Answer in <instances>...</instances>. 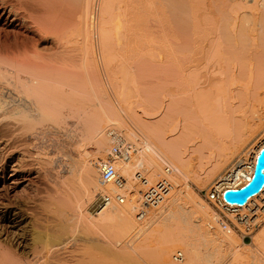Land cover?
Segmentation results:
<instances>
[{
	"label": "bare ground",
	"instance_id": "1",
	"mask_svg": "<svg viewBox=\"0 0 264 264\" xmlns=\"http://www.w3.org/2000/svg\"><path fill=\"white\" fill-rule=\"evenodd\" d=\"M236 1L230 3L239 5ZM250 1L256 3L249 0L246 4ZM167 2L0 0V233L5 236L0 237V264H70L67 252L77 240L75 230L80 226L91 229V246L80 264H143L148 253L154 254L157 264H213L224 249H234L235 261L245 256L233 247L237 237L232 231L211 228L213 211L187 184L182 187L179 178L202 185L216 179L214 187L223 197L225 190L240 188L253 176L264 147L263 143L251 156L249 145L257 127L264 124V110L257 111L258 106L264 109V21H259L257 28L254 10L246 11L247 20L252 30L259 32V39L249 35L241 45L233 40L239 27L238 10L217 11L222 15L219 22L233 38L224 45L218 35H211L216 19L211 16L215 12L206 8L209 1L175 3L179 14L173 21L177 17L180 29L189 30L194 39L183 44L182 58L169 61V70L163 71L168 78L166 115L170 118L176 106L177 120L167 122V131L158 138L157 131L154 136L148 132L141 110L133 108L135 155L115 162L118 173L128 180L127 202L120 204L122 207L99 204L101 210L93 202L102 187L100 195L119 190L112 183L105 185L108 187L100 183L98 163L111 141L105 124L112 125L117 118L109 99L104 100L106 91L99 96L94 88L97 81L89 75V69L97 73L96 37L100 55L110 67L106 76L119 56L125 60L149 55L164 66ZM123 66L121 77L124 73L129 75H125L127 79L134 78ZM113 81L108 82L110 87L115 85ZM87 88L93 93V105L71 106L73 96L85 95ZM136 102L139 107L145 103L141 97ZM68 110L73 114L67 115ZM142 110L149 117L155 114L148 108ZM71 115L87 126V139L97 151L94 163L87 152L80 159L65 154L69 162L63 172L35 148V129L49 121L61 126ZM27 132L29 137H25ZM249 157L252 162H247ZM230 159H238L236 170L226 168ZM167 167L173 170L169 175ZM137 171L147 174L150 183L167 177L173 184L165 201L150 211L154 212L143 225L135 219L142 188L134 179ZM39 179L42 186H59L46 191L41 212L35 208ZM223 184L228 186L219 189ZM247 203V209L229 215L235 222L247 219L257 223L264 216V193L248 198ZM112 224L132 237L119 240L103 235L101 227ZM260 236L264 242V228ZM178 247L186 252L185 256L177 252L183 254L179 260L175 259L177 253L173 255ZM254 260L264 264V258L254 256Z\"/></svg>",
	"mask_w": 264,
	"mask_h": 264
},
{
	"label": "rangeland",
	"instance_id": "2",
	"mask_svg": "<svg viewBox=\"0 0 264 264\" xmlns=\"http://www.w3.org/2000/svg\"><path fill=\"white\" fill-rule=\"evenodd\" d=\"M167 2V7L166 13L167 14V25L166 28H164V31H166V39L164 40L165 45L164 48H166L167 51L165 52L167 54L166 56V63L164 61H161L165 63V65H158L159 62L154 60V58L149 55H146V57H139L137 55H133L127 57L125 60H122V58L117 57L114 59L111 63V68L112 72L109 70L108 76L105 74H108V69L110 67L105 64V61L103 59V54H101L102 51H100L101 46L98 41V37H96V43L97 46H95V62L97 66V73L94 72L92 69H89V75L92 79L93 82L97 81L95 84V91L96 93L101 96V93L103 90L106 91V97L104 100L110 101L113 107V112L116 114V119H113L112 125L111 123L105 124L107 126L106 133L107 136L111 139L109 143V150L111 149L113 145V140L110 137V132L115 131L116 134L121 136L123 139L131 143L132 145L134 144L133 141H135V137L131 135L132 129L135 127L132 125L131 117L133 114V108L134 110H141V115L143 116V123L146 127H148V132L152 133L154 136V132H158V138H161L162 135H164V132L167 130V122L171 123L175 120H177V112H178V107H174L173 114L170 118L167 117L166 115V97H165V90H166V80L168 78L165 77V74L169 70V61H175V59L182 58L183 54V44L188 45L193 43V34L189 31H183V29H180L179 23H177V17H175V21H173L174 16H178V8L177 5L179 4V0H166ZM173 1V3L171 2ZM209 1L208 6L206 5V8L209 11H214L215 13L212 14L211 16L216 19V23L211 27V35L215 36L218 35L220 41L226 45L225 43L234 42L239 43V45L243 44V42H246L248 39L249 35H253L258 38L259 32L256 30H252V26L248 19V14H246V11H253L256 12L254 15L256 16L258 22L256 23L257 28L260 26L261 20L264 21V0H256V3H250L246 4V1L249 0H237L239 2V5L236 3L235 5L231 4V0H207ZM236 1V2H237ZM242 1V5L241 4ZM231 2V3H230ZM177 5H176V4ZM234 3V2H233ZM177 8H176V7ZM171 7V8H170ZM175 7V8H173ZM203 6H201L202 8ZM232 9L238 10V32H236L237 35L234 37L232 40L231 37H229V31L225 29V24H222L219 22V18L222 17L221 14L217 13V11L224 10L226 12H230ZM230 10V11H229ZM170 11H174L173 13ZM233 15V13H231ZM172 17V18H171ZM179 22V20H178ZM264 26V23H263ZM165 27V26H164ZM183 31V32H182ZM189 31V32H187ZM191 34V35H190ZM229 35V36H228ZM247 36V38H246ZM169 37V38H168ZM167 40V41H166ZM198 40V39H197ZM196 41V40H195ZM229 45V44H228ZM100 46V47H98ZM115 46V45H114ZM117 46V45H116ZM115 46V47H116ZM117 48V47H116ZM171 49V50H170ZM225 51H228V49H224ZM168 51L170 53H168ZM180 52V54H179ZM182 52V54H181ZM132 55V54H131ZM180 55V56H179ZM234 55V53H233ZM149 56V57H148ZM179 56V57H178ZM132 57V58H131ZM148 57V58H147ZM171 57L170 59H168ZM121 61H124L125 63H121ZM158 62V63H157ZM169 63V64H167ZM91 64V63H89ZM124 64V70L125 73H133L134 78L127 79L126 74L123 73V78L121 77L122 75V70L120 68V65ZM105 65L108 67L107 70L104 69ZM172 67V66H171ZM166 70H165V69ZM105 71H104V70ZM130 70V71H129ZM121 71V72H120ZM128 71V72H127ZM166 73H164V72ZM115 72V73H114ZM175 73L172 71V74ZM113 74L117 75L113 78ZM125 75L127 77H125ZM111 76V77H110ZM119 76V77H118ZM174 76V74H173ZM123 79L127 80V83L125 81V85L123 84ZM112 80L115 85L111 88L108 84V82H111ZM90 89L87 88V93L85 95H76L73 96V100L71 101V106L74 108H89L93 105L94 100L92 98L93 93ZM138 95L141 97V100H143L145 103L141 104L142 107H139L136 103L138 100ZM78 96V97H77ZM136 96V97H135ZM18 100L21 101V96H17ZM137 98V99H136ZM133 100V101H132ZM138 106V107H137ZM143 107L144 109L148 108L150 112L153 111L155 112L154 116H147L143 112ZM150 108V109H149ZM152 110V111H151ZM263 106H258L257 111L259 113H263ZM66 114H73L70 113V110L66 111ZM150 118V119H149ZM82 122L78 119V117L72 116L68 117L67 120L60 126H57L53 121H49L45 123L43 126L37 125L35 132V148L41 151L42 158L45 157H50L56 166L58 170L62 169L63 172L65 171V168H67L68 164V159L65 158L66 155H70L73 158L80 159L83 156V153L87 152L89 154L91 162H95L93 159L95 156V151H97L94 143H92V140L87 139V133L86 129L87 126H84L81 124ZM110 125V126H109ZM151 125V126H150ZM153 125V126H152ZM134 126V127H133ZM20 128H22L21 124L19 125ZM258 130L256 131V134L254 136L253 141L249 145V149L251 148V156H253L252 151L254 149H257L259 146H261L264 143V124H260L258 127ZM135 129V128H134ZM133 129V131H134ZM28 135H24L25 137H29V132H27ZM161 134V135H160ZM157 135V133H156ZM23 136V137H24ZM141 139L143 137L140 136ZM134 147V145H133ZM109 150L106 152H103L104 156L101 160H107L109 158ZM135 155V152L132 154V156ZM118 160V159H117ZM247 162H252V159L249 157V161ZM238 164V159H230V161L227 163L226 168L228 170H234ZM243 168H248L247 165H244ZM236 170V169H235ZM145 174V173H144ZM147 176V174H145ZM54 176V175H53ZM164 177V174L160 176V178ZM53 178V177H52ZM55 178V177H54ZM37 184L41 183L39 185L38 189V195L36 196L35 200V208L41 212L40 209V204H42V197H45L46 191L52 190L54 191L57 189L59 186H42V179L36 180ZM40 181V182H39ZM180 183L183 185H188L189 188L199 196L203 201H205L210 209L213 211V216L214 219L211 223V228L214 230L215 229H221V231L226 233L225 229H222L221 226V220L223 219L226 221L232 228V233L237 237V241L233 245L235 249H239L240 251H243L245 253V256L242 257L239 260H234V254L233 250L230 249H224L223 251V256L222 257H217L214 259L213 264H257L256 261L254 260V256H257L259 258H264L263 250H264V242L260 236L261 230L264 228V216L259 218V222L255 223L253 228L251 229L249 235H245V233H242V227L240 223L235 222L229 215L235 212H226L220 210L217 206H215L212 202H210L207 198L208 192L210 191L211 188H215L214 185L216 183V179H211L207 183L203 184L192 180L188 179H183L182 177L179 178ZM101 186V185H100ZM105 186V185H104ZM115 186V185H114ZM228 186L227 184L219 185V189H223L224 187ZM102 187V186H101ZM108 187V186H105ZM142 187V186H141ZM53 188V189H51ZM104 187H102L99 190H103ZM142 189V188H141ZM95 194V197L93 199V203L96 208H99V204L101 205L100 201V191ZM116 190V189H115ZM108 192V191H107ZM117 192V191H116ZM98 202V203H97ZM91 203V204H92ZM89 204V207L91 206ZM92 204V205H93ZM119 207H122V205H118ZM125 206V205H124ZM100 210L102 208H99ZM154 210V209H152ZM151 210V211H152ZM154 212V211H153ZM149 212L148 217L153 213ZM137 211H135V219L138 225H143L146 223V219L144 221H139L137 220L136 217ZM264 214V213H263ZM217 218V219H216ZM219 220V222H217ZM219 224H217V223ZM101 233L103 235L107 236H112L115 239L119 240H124L126 237L130 238L132 237L131 235L124 234L120 228H118L117 224H112L111 226H103L100 229ZM231 233V234H232ZM75 235H77V240L75 242H72L69 246L68 252H67V260L70 264H80L81 260L86 257V255L89 252L91 243L89 241V237L91 235V229L90 227H84L80 226L75 230ZM0 237L3 239L5 236L0 233ZM138 237V235H137ZM141 238L137 239L139 242ZM244 243H249L251 245L245 246ZM20 251L23 250V248H19ZM183 252L184 256L186 255V252L183 248L178 247L176 251L173 253L176 254L177 252ZM205 252V250H203ZM129 253V252H128ZM132 254V253H131ZM144 258L146 259L143 264H157L156 258L154 254L148 253L145 254ZM263 255V257H261ZM103 258H105V255H103ZM202 264V263H201Z\"/></svg>",
	"mask_w": 264,
	"mask_h": 264
},
{
	"label": "built area",
	"instance_id": "3",
	"mask_svg": "<svg viewBox=\"0 0 264 264\" xmlns=\"http://www.w3.org/2000/svg\"><path fill=\"white\" fill-rule=\"evenodd\" d=\"M110 137L113 140V145L109 150V158L107 160H101L98 163L100 183L102 185H108L112 183L119 190L114 193L101 194L100 201L103 206L111 205L113 203L125 204L127 202L128 180L125 176L118 173L115 162L117 159H130L132 157V154L135 152L133 145L116 134L115 131L110 132ZM172 171L173 170L171 167L166 168V173L168 175L172 173ZM134 179L139 181L142 185V189L140 190L141 198L136 210V217L137 220L144 221L152 209L159 207L160 204L165 201L166 197L169 195L173 188V184L167 177L162 178L155 183H150L146 175L141 171H137L134 173ZM263 187L258 193L254 194L251 197H256V195L258 197L260 194L264 193ZM207 198L220 210L224 211V213L228 211L238 214L242 209H247L249 207L247 201L244 204L228 202L224 198V194L222 197L220 191L217 188H211L208 192ZM239 223L243 230L242 233H245V235H249L251 229L255 224L254 222H249L247 219L240 220ZM221 226L222 229H225V231H232L231 226L223 219L221 220ZM182 257L183 254L181 253H177L175 255V259L178 260L182 259Z\"/></svg>",
	"mask_w": 264,
	"mask_h": 264
},
{
	"label": "water",
	"instance_id": "4",
	"mask_svg": "<svg viewBox=\"0 0 264 264\" xmlns=\"http://www.w3.org/2000/svg\"><path fill=\"white\" fill-rule=\"evenodd\" d=\"M264 186V147L261 149L253 176L244 186L237 189H227L224 192V198L231 203L244 204L249 197L258 193Z\"/></svg>",
	"mask_w": 264,
	"mask_h": 264
}]
</instances>
